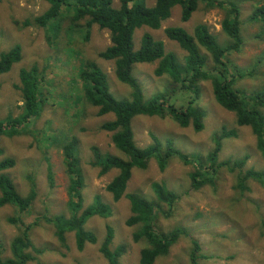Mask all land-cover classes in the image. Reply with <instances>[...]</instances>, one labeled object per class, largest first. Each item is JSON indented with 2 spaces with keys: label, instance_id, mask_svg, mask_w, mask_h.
Masks as SVG:
<instances>
[{
  "label": "rangeland",
  "instance_id": "rangeland-1",
  "mask_svg": "<svg viewBox=\"0 0 264 264\" xmlns=\"http://www.w3.org/2000/svg\"><path fill=\"white\" fill-rule=\"evenodd\" d=\"M224 1L234 4L239 11L243 41L240 51H232L224 58V63L229 72L247 75L235 81L233 87L244 95H264V24L250 19L254 10L264 5V0ZM154 3L155 0H146L149 7ZM112 4L115 8L119 7L118 0H112ZM47 8L48 4L43 0H0V54L16 45L20 46L22 54L21 61L0 76V119L8 114L18 115L21 111L22 99L18 90L21 69L35 67L44 81L41 83L42 111L38 118L26 125L30 133L1 138L0 159L14 160L15 166L5 173L18 194L26 196L31 188L35 191L31 208L22 214L26 224H32L41 215H64L68 218V178L62 150L51 148L47 154L42 152L34 133L43 129L49 121L51 130L66 132L68 138L78 140V159L84 182L83 208L90 205L94 196H100L101 202L109 206L110 214L107 217L94 216L86 221L84 229L95 235L96 243H86L82 249L76 247L73 233L65 234V241L61 243L52 225L45 221L31 225L30 240L40 254L29 249L34 262L27 264H107L99 251L106 226L114 232L111 250L117 246L125 248L119 264H138L144 243L132 241L133 228L126 224L131 212L125 195H138L154 202L150 186L155 182L164 184L178 198L172 209L169 210L165 204L156 209V229L167 232L181 228L185 231L168 254L155 264H191V241L199 246L196 264H264V188L248 181V190L241 192L235 188V174L225 168L218 171L213 185L193 190L189 174L193 172L194 165H185L174 158L161 171L152 160L147 169L133 170L125 195L118 202L112 200L105 188L117 171L99 176L98 169L92 165V149L103 155L122 157L111 142V133L102 130V125L113 120V116H98L96 108L73 102L79 98L74 88L78 85L75 68L83 60L94 62L106 75L110 92L116 100L129 99L130 90L115 79L113 61L99 57L110 44L107 30L93 25L85 38L83 29L78 32L65 30L68 21H63L56 38L59 43H56L53 32L47 36L45 29L30 23ZM180 12L179 6L174 7L170 17L157 30L147 27L136 29L133 34L135 48L139 47L141 37L148 33L154 40L161 41L165 51L175 54L182 64L185 52L174 41L167 39L164 30L180 27L191 34L198 24L206 25L220 45L228 44L229 40L221 31V22L225 17L223 10L209 9L200 4L187 22L181 21ZM25 21H29L30 25L24 26ZM199 51L207 57L208 68L211 67L209 55L202 48ZM156 66L157 63L137 64L133 68V77L145 99L173 89L168 76H154ZM199 89L195 104L204 113L202 130L194 131L191 125L180 127L169 116H138L132 121L135 145L145 148L153 143V139L161 144L170 140L176 150L189 158L204 159L213 150L212 138L215 134L222 129L234 130L235 137L222 141L218 162L246 157L243 171H264V158L257 150L256 138L250 127L237 126L235 114L214 101L209 82H201ZM171 103L180 108L186 104V99H171ZM260 111L264 115V108ZM166 212L167 217L164 216ZM9 217H17L16 209L12 206L0 208V243L5 249L3 259L11 257L9 244L17 234L16 228L7 223Z\"/></svg>",
  "mask_w": 264,
  "mask_h": 264
},
{
  "label": "trees",
  "instance_id": "trees-1",
  "mask_svg": "<svg viewBox=\"0 0 264 264\" xmlns=\"http://www.w3.org/2000/svg\"><path fill=\"white\" fill-rule=\"evenodd\" d=\"M48 4L47 10L32 22L45 29L47 36L53 32L56 40L63 21H68L65 30L82 32L85 38L90 29L97 25L99 29L109 32L110 44L99 54V57L113 61L115 79L130 90L129 99L116 100L111 94L104 72L92 61L83 60L75 68L79 98L74 103L97 109L98 116L112 115L113 120L102 125V130L111 133L114 148L122 155L111 156L93 150L92 165L104 176L111 171L117 174L106 185V191L114 202H118L124 195L127 184L135 169L145 170L153 160L159 170L164 171L169 162L176 158L185 165H194L189 174L190 186L197 190L205 185H213L214 177L221 168L235 174L236 186L241 192L248 190V181L256 182L264 188V171L253 169L242 170L246 157L218 162V154L224 139L235 137L234 130L222 129L212 138L214 147L204 159L189 158L176 150L172 142L167 140L161 144L156 139L145 148H138L134 143L132 121L138 116L172 118L180 127L191 125L194 131L203 128L204 113L196 106L199 97V84L209 82L214 101L224 110L235 114L237 126L250 127L256 138V147L264 158V115L260 108H264V95H244L233 86L235 81L243 79L246 74L229 72L224 58L234 52H239L242 46L240 35L239 11L234 4L224 0H155L152 7L146 5V0H118L119 7H113L112 0H43ZM203 4L209 9L218 8L225 12L221 22V31L229 40L225 46L220 45L204 24H198L191 34L180 27H169L164 30L167 39L174 41L185 52L181 64L175 54L166 52L161 41H156L146 33L141 37L139 47L135 48L133 34L136 29L147 27L152 30L160 28L166 21L174 7L181 9L180 18L187 22L192 14ZM264 24V5L257 7L251 18ZM29 21L24 26L30 25ZM50 37V36H49ZM48 43L49 40H47ZM56 43H59L56 40ZM54 45V43H53ZM54 48L56 46H53ZM202 48L209 56L211 67L208 68L207 57L199 51ZM21 48L16 45L0 54V76L8 73L11 68L21 61ZM157 63L154 76H168L173 89L153 95L145 99L142 89L132 71L137 64ZM18 90L22 99L21 111L18 115L8 114L0 119V139L12 138L30 133L26 125L38 118L42 111V76L35 67L19 71ZM81 84V88L79 87ZM186 99V104L180 108L171 103V99ZM50 122L44 124L43 129L36 133L39 149L47 154L51 148L62 150L65 159V172L68 178L67 203L70 216L41 215L32 224H26L22 214L29 210L35 199V191L31 188L28 195L21 196L5 173L12 169L15 162L11 158L0 159V208L12 206L17 211V217L7 218V223L14 226L17 234L9 244L10 258L3 259L4 246L0 243V264H27L34 262V257L28 250L36 254L40 251L32 246L29 231L31 225L45 221L55 229V236L59 242L65 241V234L73 233L75 245L82 249L86 243L95 244L94 234L86 231V221L94 216L107 217L109 206L101 202L100 196H94L92 202L83 208L82 190L83 176L78 159V140L68 138L63 131L51 130ZM34 137L35 134H31ZM2 149L0 147V157ZM151 191L155 201L151 202L138 195H125L129 201L131 216L127 220L128 227L133 228L132 241L143 242L139 252L138 264H155L168 254L169 249L185 235L181 228H174L167 232L156 229L157 211L161 204L172 209L177 201L174 192L169 191L162 183H152ZM160 211V210H158ZM167 212L164 215L167 217ZM114 232L106 226L105 237L99 251L107 264H119L124 254V246H117L111 250ZM192 242L190 255L191 264L197 263L199 249L195 241ZM40 264V263H38Z\"/></svg>",
  "mask_w": 264,
  "mask_h": 264
}]
</instances>
